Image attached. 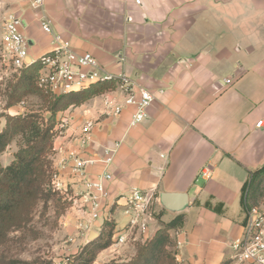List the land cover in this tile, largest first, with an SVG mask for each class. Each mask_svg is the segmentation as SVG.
I'll list each match as a JSON object with an SVG mask.
<instances>
[{
	"label": "crops",
	"instance_id": "obj_1",
	"mask_svg": "<svg viewBox=\"0 0 264 264\" xmlns=\"http://www.w3.org/2000/svg\"><path fill=\"white\" fill-rule=\"evenodd\" d=\"M9 12L23 20L29 59L51 48V35L40 26L44 15L74 50L91 53L104 70L123 73L156 95L132 127L134 106L110 119L101 116L100 95L60 111L71 118V129L55 142L65 149L53 154L52 168L59 169L67 150L79 149L68 139L79 125L98 118L94 148L120 141L106 182L115 229L126 222L122 195L152 188L158 200L151 236L182 215V225L170 230L178 262L234 264L230 244L245 218L242 187L264 164V0H44L41 9L30 0H0V36ZM94 148L82 156H92ZM12 160L6 154L0 163ZM72 164L59 172L78 196L83 185L71 174ZM204 167L207 178L200 175ZM100 171L99 162L87 167L91 175ZM162 192L185 193V209H164ZM259 208L264 213V202ZM70 215L75 223L76 212ZM100 226L96 221L90 229Z\"/></svg>",
	"mask_w": 264,
	"mask_h": 264
},
{
	"label": "built area",
	"instance_id": "obj_2",
	"mask_svg": "<svg viewBox=\"0 0 264 264\" xmlns=\"http://www.w3.org/2000/svg\"><path fill=\"white\" fill-rule=\"evenodd\" d=\"M135 2L139 4L140 0H135ZM30 5L34 9H41L44 0H30ZM40 26L44 32L51 35V48L36 60H29L23 20L14 12L6 14L0 36V66L5 68L6 73L0 75V80H3L5 76L20 75L24 68L37 61L39 69L35 84L43 93L59 95L82 90L97 82H114V88L100 94L101 116L116 119L127 106H134L128 123L129 127L137 125L146 117L147 108L156 98L154 92L136 84L123 73L115 75L104 70L91 53L74 50L70 40L54 32L50 20L44 15L40 17ZM227 82L229 83L230 79H227ZM118 94H121L122 98H119ZM11 113L21 114L23 112L15 110ZM58 113L53 127V147L49 155L50 160L54 153L64 152L63 143L56 146L55 142L64 138L71 129V118L64 113ZM97 122L98 118L86 119L79 125L78 133L71 134L68 139H75L79 144V149L67 150L66 157L62 158L59 163V169L52 168L50 176L53 191H59L64 198L71 201L70 209L76 212L75 226L82 233L88 232L94 222L99 221L102 224L111 217L109 211L112 204L106 202L108 196L106 182L111 179L109 167L120 146V141L110 145L99 144L94 148L97 142L93 132ZM261 124L262 120H259L256 125ZM88 148H94L95 153L90 157H83L82 154ZM70 161L73 163L71 174L79 178L83 185V191L78 196L69 192L68 185L62 182L59 172ZM96 162L101 164V171L96 175H91L87 172V167ZM200 175L209 177L208 168L204 167ZM122 197L124 198L126 222L122 228L114 229L111 244L105 249L109 251L106 257L110 258L118 257L120 251L128 244L149 239L151 237L149 225L157 213L155 205L158 199L152 188L147 190L132 188ZM230 246L234 264H264V213L258 206H253L247 212L242 224V234L233 239Z\"/></svg>",
	"mask_w": 264,
	"mask_h": 264
},
{
	"label": "trees",
	"instance_id": "obj_3",
	"mask_svg": "<svg viewBox=\"0 0 264 264\" xmlns=\"http://www.w3.org/2000/svg\"><path fill=\"white\" fill-rule=\"evenodd\" d=\"M38 69L39 63L33 62L21 71L14 82L8 81L5 90L4 109L28 95L37 94L50 116L45 119L36 111L0 115L5 118V124L0 128V155L15 137L23 138L22 144L13 154V160L6 166L0 164V246L8 239L10 231L25 228L40 202L45 207L57 193L47 187L52 173L49 155L52 153L56 113L80 105L115 87L114 82H97L79 91L59 95L42 94L35 84ZM240 201L245 216L253 206L259 207L264 202V164L249 172ZM115 225L114 218L105 220L100 226L99 237L84 245L66 264H92L97 254L111 244ZM181 225L180 214L157 229L149 239L136 243V252L129 261L112 264H181L176 260V243L170 235V230ZM19 262L7 260L0 255V264Z\"/></svg>",
	"mask_w": 264,
	"mask_h": 264
},
{
	"label": "rangeland",
	"instance_id": "obj_4",
	"mask_svg": "<svg viewBox=\"0 0 264 264\" xmlns=\"http://www.w3.org/2000/svg\"><path fill=\"white\" fill-rule=\"evenodd\" d=\"M4 4L7 5L8 3L4 2ZM4 73H6L5 68L0 66V75H4ZM18 76H5L3 80H0V115H14L11 112L15 110L23 113L36 111L47 119L50 113L42 106L41 98L37 94L28 95L8 109H4L6 102L5 90L9 83L8 81L14 82ZM22 101L24 103H21ZM4 124L5 118L0 116V128ZM22 140L23 138L18 136L11 141L0 158L2 164H4L3 157L6 154L13 155L22 144ZM47 187L51 192H57L54 194L55 197L51 198L45 204V207L40 202L32 213L31 221L25 228L23 230L10 231L8 239L0 246V255L7 260L20 261L16 264H66L68 259L71 260L73 256L77 255L84 245L89 244V242L85 244V240H82L85 239V236L83 237L84 233L77 230L75 223L70 222V214L73 212L70 209L71 201L64 198V195L60 196L59 194L61 193L59 191H53L50 184ZM135 247L136 243L128 244L116 258L106 257L109 251L103 250L97 254L92 264L127 262L133 258L136 252Z\"/></svg>",
	"mask_w": 264,
	"mask_h": 264
},
{
	"label": "water",
	"instance_id": "obj_5",
	"mask_svg": "<svg viewBox=\"0 0 264 264\" xmlns=\"http://www.w3.org/2000/svg\"><path fill=\"white\" fill-rule=\"evenodd\" d=\"M30 60V59H29ZM160 205L171 212H180L185 209L188 201L185 193L162 192L159 195ZM100 235L99 231L90 229L85 235V244L93 241Z\"/></svg>",
	"mask_w": 264,
	"mask_h": 264
}]
</instances>
